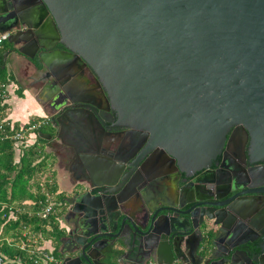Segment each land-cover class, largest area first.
<instances>
[{
  "label": "water",
  "instance_id": "water-1",
  "mask_svg": "<svg viewBox=\"0 0 264 264\" xmlns=\"http://www.w3.org/2000/svg\"><path fill=\"white\" fill-rule=\"evenodd\" d=\"M0 33L16 58L42 50L36 72L50 70L49 54L71 60L70 77L45 73L54 94L48 139L72 128L82 173L95 154L104 161L65 201L57 264H264V215L251 206L264 186L251 191L208 169L218 157L226 164L234 126L249 137L244 161L264 160V0H0ZM85 67L116 122L71 91ZM85 115L102 136L86 132ZM117 126L131 141L144 137L140 147L120 153L119 133L108 130ZM165 166L182 183L204 172L188 189L146 172ZM150 180L166 187L154 200Z\"/></svg>",
  "mask_w": 264,
  "mask_h": 264
},
{
  "label": "crops",
  "instance_id": "crops-1",
  "mask_svg": "<svg viewBox=\"0 0 264 264\" xmlns=\"http://www.w3.org/2000/svg\"><path fill=\"white\" fill-rule=\"evenodd\" d=\"M33 22L34 18L30 23ZM10 49L11 45L8 44V42L7 45L2 44L0 47V53L3 56V68L7 77V83L3 86L6 90L7 98L3 105L2 118L11 123L13 129L17 131L27 123L45 121V119L47 120V118H49L50 105L54 99V94L51 92L53 91L51 88H45L48 81L45 79V73L48 72L58 75L59 78H67L73 75L76 70L71 64V60H67L60 54H49L47 63L50 70L46 69L45 72H36L33 68V64L36 65L37 63L41 65V60L37 56L38 53H41V49L36 53H31L33 58L27 55H20L16 58L12 53L8 54ZM8 77H10V79ZM71 87V91H73L75 95H85V88L88 87L87 84L85 85V71L83 74L78 75ZM63 130L64 132H61L60 139L50 141L48 137L53 134V129L50 127L49 123L41 126L35 133L29 134L24 142L17 143L18 146L17 150H15L14 160L18 161L21 149L24 147L34 145L36 148L41 149L42 155L36 162L43 159V166L45 169L43 178L50 176V180L54 182L56 191L54 194L55 197L53 196V198H63L65 200L66 197H69L73 186L84 180H89L94 172L98 174L104 166V161L103 158H99L98 154H95L94 156H97V158L95 157L94 161L87 164V167L93 171V174H90L88 172L89 169L87 170L86 168L84 173L80 172L77 168V164L74 163L75 158L70 155V150L74 149V147L81 148V146H83V141L72 128ZM87 150L85 151V155L91 156ZM162 186H165V184L159 182L155 188H153L150 193L151 200L152 198L154 200V197L157 195L156 192L160 190L162 193L166 192V187L162 189ZM172 188H174V186ZM27 205H30V202H28ZM58 215L59 227L63 231L65 225L64 216L62 217L60 213ZM43 237V235H40L39 238L33 242H36V246L44 250L46 254H51L54 259H57V256H54L52 252L56 250V254L59 253L60 246L58 241L55 243V241L53 242L51 239ZM6 240L10 242L12 238ZM21 242L20 240L18 245H20ZM40 264L56 263L54 261H42Z\"/></svg>",
  "mask_w": 264,
  "mask_h": 264
},
{
  "label": "trees",
  "instance_id": "trees-1",
  "mask_svg": "<svg viewBox=\"0 0 264 264\" xmlns=\"http://www.w3.org/2000/svg\"><path fill=\"white\" fill-rule=\"evenodd\" d=\"M6 83L3 56L0 53V88ZM15 150L17 145L11 138L0 137V259L1 264H35V256L28 252L23 231H32L57 243L63 235L59 223L53 216L48 221L36 216L45 201L40 184L44 185L45 192L51 196H54L56 187L50 176L43 178V159L36 162L42 155L41 149L34 145L24 147L18 161L14 160ZM52 200L55 203L64 202L63 198ZM28 202L30 205H27ZM10 238L12 240L7 242L6 239ZM20 240L21 244H25L24 249L18 245ZM52 254L57 256L56 250Z\"/></svg>",
  "mask_w": 264,
  "mask_h": 264
},
{
  "label": "flooded vegetation",
  "instance_id": "flooded-vegetation-1",
  "mask_svg": "<svg viewBox=\"0 0 264 264\" xmlns=\"http://www.w3.org/2000/svg\"><path fill=\"white\" fill-rule=\"evenodd\" d=\"M86 84L88 85V87L85 88V100L91 101L92 103H94V105H96L97 107H99V109H101V111H99V116L103 120H111L113 122H116L117 121L116 113L113 111L111 107H109L110 109L108 110V105L106 101L104 102L105 98L102 93L103 91L100 88V83L99 81H97L96 76L93 74V72L89 70V68L87 67H85V85ZM85 129H86V132L90 134H93V129H94V133L96 136H102L100 129L97 126L91 127V125L86 120V115H85ZM108 130H114L117 133H119L115 135L114 147L116 149H119L120 153L122 150L124 153V151L127 150L129 146L132 147V150H135L136 148L138 149L140 145L142 144L143 140L145 139L144 137L140 135L135 141H131L127 130L125 128L118 127V126L109 127ZM61 132H64V130L60 131V133ZM148 139H149V136H147L146 142L148 141ZM248 142H249V137L247 138V135L245 134L244 131L239 130V129L237 130L235 126L231 127L229 132L226 135V139H225L224 146L222 149V152H225V155H226L225 163L228 166H226V164L225 165L223 164L224 166L220 167V163L222 162V159H221L222 157H218L215 160H212L211 166L208 169L209 171H212L213 176L217 175L225 179H231V176L235 174L238 177L239 181L248 182L249 187H250L249 190L252 191V190H256L260 186H264V160L260 162H256V163H249L247 162V160L244 161L240 150L245 151L248 146ZM141 152H143L142 156H144L145 154L144 150H142ZM149 155H150V159L152 160L156 159L154 150L149 152L147 156ZM160 159L162 160V162H164L162 158ZM152 171H153V174L159 172L160 175L157 176L159 178H161L164 174L166 176L172 177L173 181L178 180V183L180 186L188 184L186 185V189L190 188V184L192 183L195 177H197L198 175L204 172V170L196 172L191 177H187L184 183H182V181L184 180L183 175L178 177L174 171H171L169 169V166L156 167V168H151L149 170H146V172L148 173ZM167 172L168 174H166ZM190 173H192V171H190ZM138 174L144 177V172L142 170H140ZM159 178H156V179H159ZM149 183L150 184H149L148 190L149 192H151L153 188H155V186L159 182H155V181L153 182L150 180ZM68 198L70 197L65 198L63 205H65V201ZM251 206L259 208L257 212L261 213L260 211H262V214L264 215V199L263 198L252 199ZM66 209H67V206L65 205V210ZM252 216H254V214ZM260 225L261 226L259 229L263 230L264 224L261 223ZM59 258H60V255L58 253L57 259L54 260L56 264Z\"/></svg>",
  "mask_w": 264,
  "mask_h": 264
},
{
  "label": "built area",
  "instance_id": "built-area-1",
  "mask_svg": "<svg viewBox=\"0 0 264 264\" xmlns=\"http://www.w3.org/2000/svg\"><path fill=\"white\" fill-rule=\"evenodd\" d=\"M8 37H9L8 33H0V47L3 44V42L7 41ZM6 98H7L6 90L4 89V87H1L0 88V134L2 133L3 135H1L0 137L11 138L12 141H14V143H16V145L18 146L17 143L24 142V140L27 139L29 134L35 133V131H37L41 126L49 123L47 118V120L45 119V121H34L27 123L22 128L18 129L17 131H14L13 125L2 118V110ZM5 127H8L6 128L8 129V132H6V129L4 130ZM40 187L45 195V201L41 209L36 212V216L46 221H48V218L50 216H53L54 219L59 223V215H58L59 213L52 201L53 196L45 192L44 185L42 183L40 184ZM19 247L21 249H24L25 244H20ZM36 253L37 256L35 258L36 259L35 264L39 261L53 262L55 260L51 254L50 255L46 254L45 251L40 248L37 249ZM0 264H1V259H0Z\"/></svg>",
  "mask_w": 264,
  "mask_h": 264
},
{
  "label": "rangeland",
  "instance_id": "rangeland-1",
  "mask_svg": "<svg viewBox=\"0 0 264 264\" xmlns=\"http://www.w3.org/2000/svg\"><path fill=\"white\" fill-rule=\"evenodd\" d=\"M3 45H7V41L3 42ZM55 199V198H54ZM55 207L57 208V210L59 211L60 215L63 217L65 215V206L63 205L62 201H56V203L54 202V200H52ZM24 238H26V242H28V252L31 253L33 256H37V249H38V246H36V242H33L34 240H36L37 238H39V234L37 233H34L32 231H29V230H24ZM45 238V237H43ZM30 239V240H29ZM40 262L42 261H39V264Z\"/></svg>",
  "mask_w": 264,
  "mask_h": 264
}]
</instances>
